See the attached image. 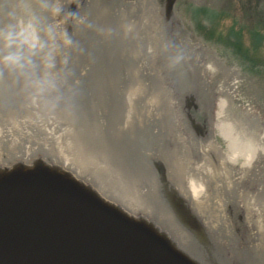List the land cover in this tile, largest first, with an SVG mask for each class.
Instances as JSON below:
<instances>
[{
    "label": "water",
    "instance_id": "95a60500",
    "mask_svg": "<svg viewBox=\"0 0 264 264\" xmlns=\"http://www.w3.org/2000/svg\"><path fill=\"white\" fill-rule=\"evenodd\" d=\"M192 1L68 0L96 27L55 112L0 80V264H264V63ZM201 1L264 33V0Z\"/></svg>",
    "mask_w": 264,
    "mask_h": 264
},
{
    "label": "clouds",
    "instance_id": "9594fccd",
    "mask_svg": "<svg viewBox=\"0 0 264 264\" xmlns=\"http://www.w3.org/2000/svg\"><path fill=\"white\" fill-rule=\"evenodd\" d=\"M95 27L68 0H0V80L55 112L69 101L65 85L74 55L85 51L78 33Z\"/></svg>",
    "mask_w": 264,
    "mask_h": 264
},
{
    "label": "rangeland",
    "instance_id": "374dc122",
    "mask_svg": "<svg viewBox=\"0 0 264 264\" xmlns=\"http://www.w3.org/2000/svg\"><path fill=\"white\" fill-rule=\"evenodd\" d=\"M153 4L156 16H162L164 0H153ZM181 24L204 41L264 63V33L243 27L208 3L201 0L186 3L181 9Z\"/></svg>",
    "mask_w": 264,
    "mask_h": 264
},
{
    "label": "bare ground",
    "instance_id": "6f19581e",
    "mask_svg": "<svg viewBox=\"0 0 264 264\" xmlns=\"http://www.w3.org/2000/svg\"><path fill=\"white\" fill-rule=\"evenodd\" d=\"M143 3V7H142V10L146 13V14H149V15H153V16H156V9L154 7V4H153V0H144ZM142 3H140V5H142ZM163 14L162 16L165 14V11H164V5H163Z\"/></svg>",
    "mask_w": 264,
    "mask_h": 264
}]
</instances>
